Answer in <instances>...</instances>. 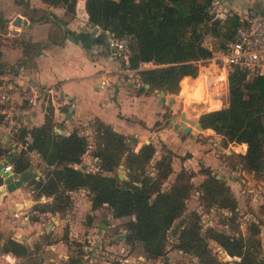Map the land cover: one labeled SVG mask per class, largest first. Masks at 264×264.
<instances>
[{
	"label": "trees",
	"instance_id": "trees-1",
	"mask_svg": "<svg viewBox=\"0 0 264 264\" xmlns=\"http://www.w3.org/2000/svg\"><path fill=\"white\" fill-rule=\"evenodd\" d=\"M41 1L51 8L64 10V20L51 15L57 24L65 27L74 20L76 0ZM214 1L85 0V10L92 28L110 31L116 38L127 41L130 50L127 68L138 75L140 92L163 91L166 95L177 96L179 83L182 87L186 80L184 77L193 79L197 76V62L210 59L214 54L213 50L202 45L204 37L210 35L224 41L222 50L237 29V15L210 25V8ZM5 24L0 14V31H4ZM65 39L66 33L56 45H62ZM49 41L53 42L51 36ZM19 45L26 57H29L28 53L36 54L44 46L28 42ZM148 63L154 68L142 70L141 66ZM202 77L201 72L190 86L186 100L193 105L202 103L208 111L206 96L196 85ZM146 85L149 89H145ZM217 110L202 114L198 120L200 127L203 131L212 130L224 147L235 143L243 146L241 150L247 149L245 155L237 156L241 167L258 175L264 182V78L245 81L241 74H231L227 107ZM54 127L53 109L47 107L44 123L30 130L31 143L27 149L8 156L14 174L30 176L27 186L31 188L33 198L36 201L42 197L51 199V203L37 204L33 210L39 214L64 215L72 207L69 193L86 190L92 210L106 207L113 219H128L123 226L127 245H143L148 259L164 256L166 234L186 212V203L194 190V175L181 169L166 188L174 172L173 154L164 150V154L151 164L156 152L151 144L134 152L124 136L100 121L93 126L96 149L92 158L97 161L96 171H83L82 159L90 148L88 139L76 131L67 136L58 135ZM24 135L25 131L16 138V144L23 142ZM31 152L38 154L41 164L47 168L43 179L35 180L29 172L32 168ZM6 156L7 151L0 145V161ZM121 167L124 170L122 179L118 175ZM199 173L205 177L197 190L200 206L207 211L217 208L235 213L236 201L227 183L216 179L209 168H201ZM2 184L0 179V186ZM260 215L264 228V207ZM91 221L92 217L87 216L86 225ZM251 228V236L247 238L227 236L213 230L203 236L199 215L191 212L176 233L175 248L193 255L198 264H223L209 248L208 241H212L229 258L238 259L239 264H264L258 252L259 228L255 224ZM2 240L0 234V254L22 259L31 255L23 244L12 239L2 243ZM62 241L68 248L72 245L83 248L70 242L67 231ZM85 256L86 252L79 250L78 256L69 258L67 264H82Z\"/></svg>",
	"mask_w": 264,
	"mask_h": 264
},
{
	"label": "crops",
	"instance_id": "crops-1",
	"mask_svg": "<svg viewBox=\"0 0 264 264\" xmlns=\"http://www.w3.org/2000/svg\"><path fill=\"white\" fill-rule=\"evenodd\" d=\"M245 1L241 5L245 12L264 11V0ZM254 1L258 7L253 6ZM237 3L236 0H224L223 4L232 9ZM83 9L86 13L85 0H76L75 18L63 27L51 16L64 20L62 9L51 8L41 0H0V14L6 21L4 31H0V79L23 88L31 86L50 91L42 101L29 109L26 128L31 130L40 127L44 123L46 108L51 107L54 130H59H55L58 135L67 136L76 131L79 136L86 137L94 132V123L100 121L124 136L129 144L136 146V150L151 144L157 151L162 147L170 151L173 154V171L184 169L198 174L201 166H204L213 173L217 172L221 163L212 157L208 143L210 140L194 133L184 134L182 128L177 126L179 120L175 117L174 106L163 103L155 93L138 90L141 86L138 75L111 55L100 32L91 28L90 24L79 26ZM16 17L26 20V27H13L12 21ZM64 33L66 39L62 45H56ZM50 36L53 42L49 41ZM22 42L44 46L36 54L28 53L29 57H26L19 45ZM150 68L153 65L141 66L142 70ZM184 79L193 81L189 77ZM180 102H183L181 97ZM70 109L73 111L68 119ZM15 144L16 140L4 135L0 124L1 147L7 154L17 155ZM5 158L8 159L7 156ZM31 160L33 162L29 172L35 177L37 170L44 169V165L36 153ZM82 162L85 164L84 171L95 172L97 164L91 165L85 156ZM19 177L13 174L5 181L1 180L3 184L0 190ZM69 196L71 209L64 215H53L39 214L33 210L37 204L51 203V199L42 197L36 201L27 183L11 193L3 194L0 197L2 243L12 239L27 247L31 255L22 259L11 254H0V264H28L39 255L41 258H38V264H67L69 258L76 257L72 255L73 247L68 248L62 241L66 231L70 242L90 245L83 247L84 252L89 251L90 256L88 259L84 257L82 264H95L100 259L104 260L100 257V253H103L101 251L111 252L115 245L101 246L94 253L92 249L97 239L98 225L103 219L109 223L111 212L105 211L102 217L101 211L106 207L92 210L86 190L71 192ZM87 216L92 217L90 225H86ZM38 245L42 249L39 252L36 250ZM122 262L128 263V260Z\"/></svg>",
	"mask_w": 264,
	"mask_h": 264
},
{
	"label": "rangeland",
	"instance_id": "rangeland-1",
	"mask_svg": "<svg viewBox=\"0 0 264 264\" xmlns=\"http://www.w3.org/2000/svg\"><path fill=\"white\" fill-rule=\"evenodd\" d=\"M218 1L220 4L219 10H221V12H223L226 9V10H230V12L233 15L234 14L242 15L245 13V11L241 8V5L244 2H246L245 0H236L238 1V3L232 6V9L229 8V6L223 4L224 0H218ZM256 5H258V3L254 1L253 6L258 7ZM78 11L81 12L80 7H78ZM216 21H220V20L219 19L212 20L210 25ZM223 43L225 42L217 38H214L213 36L210 35L204 37L202 41V45L205 48L213 50L214 52L213 55H215L218 51L221 50L220 49L221 44ZM207 64L208 61H204L202 63V65H207ZM193 83L194 81L191 82L189 79H186L183 82L182 87L181 84L179 85V88H181V92L179 91L177 96L168 95L174 98L173 103L169 105L175 107L176 110L175 117L178 120L182 112L186 114L189 120H194L195 122L199 120V117L203 114L202 112L209 113L204 109L203 105L201 104L193 105L186 100V94ZM180 97L183 98V102H180ZM208 105L209 104H207V109H209ZM214 106L215 105L213 104L212 107ZM226 107L227 105H224V107H221L219 110ZM166 116H169V113H166ZM193 131L195 135L210 140L208 143L210 146V150L212 152V157L217 159L219 163H221V168L218 169L217 172L215 173H213L212 171V174L220 177L221 179H224L222 181H225L227 185L230 187L231 192L236 201L235 213L232 214L217 208H212L211 210L208 211L202 208L199 203V194L197 190L199 184L204 180L205 177L201 176L200 173L193 174L194 177L192 179V184L194 185V190L192 191L191 196L186 203V212L183 215L182 219L176 221L175 224L172 226V228L166 234V253L164 254V256L158 259H148L145 254L143 245L139 243H136L133 247L127 245L124 241L125 238H123L126 235L125 231L123 230V226L128 221V219L123 218L121 220H114L113 218L110 217L109 223L107 224L106 228L103 230L102 235L101 237H99V239L101 240V242L106 241L107 247L112 245H115V247L112 246L111 252L105 250L101 251L103 253H100V257H103L104 260L100 259L99 262H96L95 264H123L122 261L124 259L128 260V263H124V264H198V260L193 255L182 253L175 248V245L177 244L176 233L179 232L181 228V223L188 218L191 212H196L199 215L200 225L202 228L201 234L203 236H207L208 231L213 230L215 232H219L227 236H235V237L242 236L244 238H247L248 236H251L250 235V230L252 229L251 226L255 224L259 228V234L257 235V238L260 240V247L258 248V252L260 257L264 259V228L261 225V221H260L261 208L264 207V182L261 180V178L258 175L254 174L253 172H248L241 167L237 156L243 155L242 152H245L244 149L241 150L243 146L234 143L227 147H224L220 143V138L215 134L206 132L205 130L199 132L194 128ZM86 138L88 139L90 148L86 153V155H84L85 160L90 162L91 165L97 164V161L94 160V158H92V154L96 149L94 132L86 136ZM200 141L203 142L204 139ZM127 144L134 150V152H137L140 149L139 148L138 150H136V146L132 145V143L129 144L127 142ZM216 148H220L221 151L220 150L216 151ZM164 150H166L164 149V147L160 148V150L158 151L156 150L151 164L155 163L158 160L159 156L164 154ZM92 160H94V162ZM83 165H85L84 162ZM43 168L44 169L41 168L39 169H41L42 171L47 169L45 166ZM201 168H205V167L201 166ZM120 170H122V172H120ZM91 172L93 173V171ZM179 172L177 169L176 171L173 172V174L170 176V178L168 179L165 185L166 188L169 186L171 182L174 181L175 176ZM118 175L119 176L122 175V177H124V170L122 167L118 170ZM108 210H109L108 208L102 209L101 211L102 217L105 215V211L109 212ZM80 245L82 247L90 246L87 243ZM208 245L210 250L212 251L213 256L218 260H220V262H222L223 264H239L238 259L229 258L222 251L221 247L218 246L216 243L212 241H208ZM72 247H73L72 255L74 257L78 256L79 250H83V248L80 247L77 248L74 247L73 245ZM41 250L42 249L39 248L37 252ZM89 256H90L89 251H86L85 258L87 257L88 259ZM38 258H41L40 255L36 256V258H34L33 261L28 262V264H38L40 260Z\"/></svg>",
	"mask_w": 264,
	"mask_h": 264
},
{
	"label": "built area",
	"instance_id": "built-area-1",
	"mask_svg": "<svg viewBox=\"0 0 264 264\" xmlns=\"http://www.w3.org/2000/svg\"><path fill=\"white\" fill-rule=\"evenodd\" d=\"M219 5L218 0H215L211 5L212 20L225 21L233 16L230 10L225 9L221 12ZM82 11L83 15L79 16V26L85 27L89 25L88 16L86 18L87 13L84 9ZM237 19L238 25L232 40L227 43L225 49L218 51L210 59L204 60L208 61L207 65H202L204 61L197 62L198 72L197 76L193 78V81L196 80L202 72L203 83L201 85L204 86L207 93H211L213 99L222 102V107L228 104L229 77L231 74L237 72L243 76L245 81L264 78V11L248 10L242 15L237 14ZM97 31L104 38L111 55L121 60L123 65L128 67L130 50L127 41L116 38L110 31L99 29ZM150 65L152 64H143L144 67ZM46 93H50V91L31 86L23 88L8 80L0 79V124L3 133L7 138L16 140L25 131L23 142L15 144L16 154L26 150L31 143L30 130L26 128V118L29 109L42 101ZM202 113L205 114V112ZM55 130L59 131L58 129ZM33 154L35 153H29L30 160ZM9 155L11 154L8 153L7 157ZM2 162H5V166L2 167L0 179L5 181L14 173L12 165L6 162V158L0 161V163ZM4 175L7 177L4 178ZM39 179H43V175L40 170H37L35 180Z\"/></svg>",
	"mask_w": 264,
	"mask_h": 264
},
{
	"label": "water",
	"instance_id": "water-1",
	"mask_svg": "<svg viewBox=\"0 0 264 264\" xmlns=\"http://www.w3.org/2000/svg\"><path fill=\"white\" fill-rule=\"evenodd\" d=\"M27 25V22L26 20H23L21 17H16L13 21H12V26L13 27H16V28H20V27H26ZM98 29L95 28V31H97ZM145 89H149V86H145ZM155 94L159 97V99L165 103V104H172L173 101H174V98L172 96H169V97H166V94L163 92V91H155ZM72 109L69 110V114L67 116V118L69 119L70 118V114H72ZM172 123L174 124V120L172 121ZM196 126L198 128V130H202V128L200 127L198 121H196ZM194 125V121L193 120H188L186 118V114L184 112H182L180 114V117H179V122L177 123V126H179L180 128H182V131L184 132V134H193V131L191 129V127ZM203 131V130H202ZM206 132H213L212 130L208 129V130H205ZM214 134V132H213ZM218 150L221 151L220 148H218ZM247 150V149H246ZM246 150L245 152H242L243 155L246 154ZM12 155H15V153H13ZM6 162H9L10 163V158H8L6 160ZM5 166V162H2L0 163V173H1V170H2V167ZM81 169L84 171L85 170V167L82 166ZM120 172H122V170H120ZM7 176L4 175V178H6ZM29 175H25V176H20L17 180H14L12 181L11 183L7 184L5 186V188L3 190H0V197L5 194V193H11L13 191H15L16 189H19L21 188V186L25 183H27V181L29 180ZM120 179H122V175L119 176ZM216 179H221L220 177L216 176ZM221 180H224V179H221ZM108 224V220L107 219H103L101 221V223L98 225V229H97V232H96V236H97V239H95L94 241V247L92 249V252L94 253L96 248L98 247H101V246H105L106 245V241H99V237H101L102 235V232L103 230L106 228ZM125 238V236L123 237Z\"/></svg>",
	"mask_w": 264,
	"mask_h": 264
},
{
	"label": "bare ground",
	"instance_id": "bare-ground-1",
	"mask_svg": "<svg viewBox=\"0 0 264 264\" xmlns=\"http://www.w3.org/2000/svg\"><path fill=\"white\" fill-rule=\"evenodd\" d=\"M203 78V77H202ZM200 79L198 82H197V87L205 94V96H206V99H207V104H209L208 105V108L209 109H207L208 111H214V110H217V109H220L221 107H222V105H221V101H219V100H216V99H213L212 98V96H211V93L210 92H206L205 91V89H204V86L203 85H201L203 82V79ZM185 93V92H184ZM213 104L215 105L214 107H212L213 106ZM186 118H187V116H186ZM188 119V118H187ZM189 120V119H188ZM194 121V120H193ZM197 124H196V122L194 121V125L191 127V129H192V131H193V128L194 129H196L197 131H199V132H202V130H198V128H197V126H196ZM193 133H194V131H193ZM209 133H213V132H209ZM29 204V203H28Z\"/></svg>",
	"mask_w": 264,
	"mask_h": 264
}]
</instances>
